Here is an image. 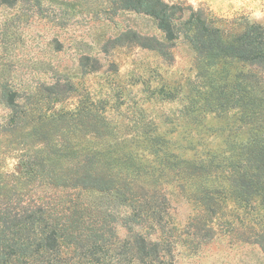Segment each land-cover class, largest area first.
<instances>
[{"label": "trees", "instance_id": "16d2710c", "mask_svg": "<svg viewBox=\"0 0 264 264\" xmlns=\"http://www.w3.org/2000/svg\"><path fill=\"white\" fill-rule=\"evenodd\" d=\"M107 1L113 11L151 18L161 33L159 39L126 29L114 43L153 50L170 61L169 49L183 40L205 66L224 59L246 63L252 72L244 77L241 95L233 100L220 98L218 105L221 110L229 103L230 108L239 106L240 120L249 129L219 130L216 149L202 148L198 156H187L183 151L188 145L177 146L157 130H130L136 137L127 138L129 130L119 134V130H100L96 123L85 124L84 109L43 114L40 104L68 96L73 84L59 75L25 87L14 82L16 70L0 56V106L8 112L0 121V137L7 142L0 147V160L18 151L20 168L16 173L0 168V264L163 261L169 256L166 240H152L151 234L136 230L143 229L145 220L164 229L167 196L160 188L162 180L179 186L199 182L192 195L209 213L231 202L256 229L249 240L264 254L263 29L248 25L228 38L191 7L164 0ZM18 2L0 0V7ZM7 45L6 38L0 37V55ZM77 69L87 74L99 66L97 60L82 56ZM73 120L80 130H71ZM138 148L153 156V167L141 164L146 160L137 155ZM159 195L162 204L157 203ZM91 196H105L116 205L92 202ZM121 216L129 232L124 241L116 232Z\"/></svg>", "mask_w": 264, "mask_h": 264}, {"label": "rangeland", "instance_id": "374dc122", "mask_svg": "<svg viewBox=\"0 0 264 264\" xmlns=\"http://www.w3.org/2000/svg\"><path fill=\"white\" fill-rule=\"evenodd\" d=\"M164 1L202 12L228 38L248 25L264 31V0ZM126 29L161 38L151 18L113 11L107 0H19L14 6L0 7V37L8 44L0 56L11 61L16 70L14 82L25 87L59 75L73 84L63 99L44 100L40 104L43 114L84 109L85 124L96 123L100 130H119V134L129 130L127 138L136 137L130 130H157L177 146L188 145L183 151L187 156H198L202 148L216 149L221 141L219 130L249 129L240 120L239 106L230 108L229 103L221 110L218 105L220 98L233 100L241 95L244 77L252 72L246 63L224 59L205 66L183 40L169 49L172 59L164 60L153 50L114 43ZM82 56L97 60L99 69L87 74L79 71ZM7 113L0 106V121ZM70 124L71 130L81 129L74 120ZM6 143L1 136L0 147ZM137 155L146 160L140 161L143 166H154L153 156L140 148ZM18 157V151H10L0 160V168L19 172ZM198 183L186 181L179 186L161 181L167 196L164 229L152 227L144 217L143 229H136L151 234L152 240H166L169 256L155 264H264V254L249 240L256 229L250 227L246 215L237 212L231 202L216 213L206 212L199 197L196 200L192 195ZM89 199L104 206L113 204L105 196ZM156 199L162 204L160 195ZM121 218L116 232L124 241L129 232Z\"/></svg>", "mask_w": 264, "mask_h": 264}]
</instances>
